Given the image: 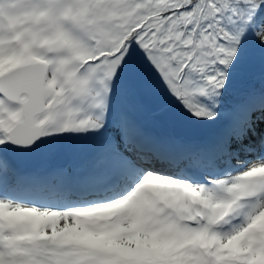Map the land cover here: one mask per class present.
I'll use <instances>...</instances> for the list:
<instances>
[{
  "label": "snow or ice",
  "instance_id": "snow-or-ice-1",
  "mask_svg": "<svg viewBox=\"0 0 264 264\" xmlns=\"http://www.w3.org/2000/svg\"><path fill=\"white\" fill-rule=\"evenodd\" d=\"M0 264H264V0H0Z\"/></svg>",
  "mask_w": 264,
  "mask_h": 264
}]
</instances>
